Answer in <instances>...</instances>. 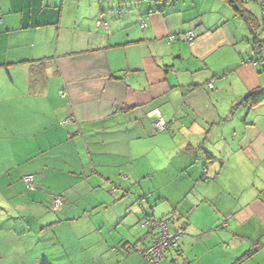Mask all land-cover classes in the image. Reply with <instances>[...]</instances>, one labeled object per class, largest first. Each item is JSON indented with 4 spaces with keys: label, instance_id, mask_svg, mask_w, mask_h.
Wrapping results in <instances>:
<instances>
[{
    "label": "crops",
    "instance_id": "obj_1",
    "mask_svg": "<svg viewBox=\"0 0 264 264\" xmlns=\"http://www.w3.org/2000/svg\"><path fill=\"white\" fill-rule=\"evenodd\" d=\"M237 1L255 35L227 0H0V264H148L145 217L185 232L161 264H264V13Z\"/></svg>",
    "mask_w": 264,
    "mask_h": 264
},
{
    "label": "built area",
    "instance_id": "obj_2",
    "mask_svg": "<svg viewBox=\"0 0 264 264\" xmlns=\"http://www.w3.org/2000/svg\"><path fill=\"white\" fill-rule=\"evenodd\" d=\"M261 9L264 13V0H261ZM141 27L144 24L141 23ZM198 37L197 33L193 31H188L183 34H171L167 36L166 41L171 43L175 40H184L191 42ZM256 51L252 50L249 53L247 62L253 66L258 65V61L255 60ZM212 81L208 82L207 87H212ZM59 94L65 97V93L60 91ZM67 120L62 121L60 124L64 125ZM153 128L155 132H166L169 129L168 122L164 121L161 117H157L153 123ZM205 173V170L203 171ZM22 182L25 185L27 191H33L34 188V176L25 175L22 177ZM63 196L62 194L52 197V202L50 210L52 212H59L63 206ZM140 227L146 230L151 235L150 244L147 248L139 251L141 258L148 264H161L164 257L170 250H177L179 246V240L185 235L182 229H176L171 232L173 226L171 220L169 219H154L145 217L139 222ZM114 252L117 250L114 248Z\"/></svg>",
    "mask_w": 264,
    "mask_h": 264
},
{
    "label": "trees",
    "instance_id": "obj_3",
    "mask_svg": "<svg viewBox=\"0 0 264 264\" xmlns=\"http://www.w3.org/2000/svg\"><path fill=\"white\" fill-rule=\"evenodd\" d=\"M228 3H230L234 10L236 11V14L239 15L248 25L250 32L255 35V23H254V19H252V17L250 16L249 13H247V11H245L242 6L240 5V2L237 0H227ZM264 21V20H263ZM256 47L260 46V42L256 41ZM253 50L256 51V54L258 53V49L257 48H253ZM249 97H247L246 99H244L245 102H249ZM209 157V156H208ZM204 171V170H203ZM204 174V172H203Z\"/></svg>",
    "mask_w": 264,
    "mask_h": 264
},
{
    "label": "rangeland",
    "instance_id": "obj_4",
    "mask_svg": "<svg viewBox=\"0 0 264 264\" xmlns=\"http://www.w3.org/2000/svg\"><path fill=\"white\" fill-rule=\"evenodd\" d=\"M249 4H250L249 5L250 7L251 6H254V7H257L258 8V15L257 16H258L259 19H261V16L263 15V12H262V9H261V2H259V5H258L255 1H250ZM259 23H261V21H259ZM262 35H264V29L260 30V36H262Z\"/></svg>",
    "mask_w": 264,
    "mask_h": 264
}]
</instances>
